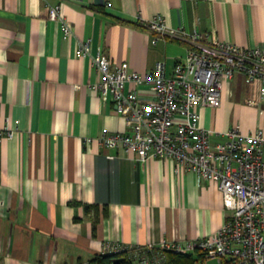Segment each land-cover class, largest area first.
Returning a JSON list of instances; mask_svg holds the SVG:
<instances>
[{
	"label": "crops",
	"instance_id": "crops-1",
	"mask_svg": "<svg viewBox=\"0 0 264 264\" xmlns=\"http://www.w3.org/2000/svg\"><path fill=\"white\" fill-rule=\"evenodd\" d=\"M54 5L67 36L48 18ZM156 15L210 43L264 46V0H0V128L14 130L0 139V264H82L122 251L139 264L149 244L195 241L223 224L213 182L97 142L129 126L95 87L101 75L91 58L100 52L139 74L162 61L169 73L191 47L152 32L146 22ZM136 90L145 97L144 86ZM258 93L238 74L218 106L195 108L197 125L264 130Z\"/></svg>",
	"mask_w": 264,
	"mask_h": 264
},
{
	"label": "built area",
	"instance_id": "built-area-1",
	"mask_svg": "<svg viewBox=\"0 0 264 264\" xmlns=\"http://www.w3.org/2000/svg\"><path fill=\"white\" fill-rule=\"evenodd\" d=\"M48 18L60 23L65 36L69 34L59 5L48 7ZM146 25L158 36L185 39L191 47L169 73L162 61L139 74L128 71L126 64L113 66L100 52L91 58L101 75L95 87L129 126L128 132L105 133L97 142L139 160L172 161L192 172L199 184L213 182L227 216L220 228L201 239L162 240L157 247L149 244L139 264H168L166 251L200 254L193 264H264V130L241 133L237 126L224 132L201 128L195 110L218 106L225 82L238 74L259 84L258 99L253 102L264 106V46L210 43L203 34L168 27L160 15ZM89 49L88 42L82 43L78 53L86 56ZM137 86L146 88L144 98ZM13 134L8 125L0 128V139ZM91 140L83 138L82 142Z\"/></svg>",
	"mask_w": 264,
	"mask_h": 264
},
{
	"label": "trees",
	"instance_id": "trees-1",
	"mask_svg": "<svg viewBox=\"0 0 264 264\" xmlns=\"http://www.w3.org/2000/svg\"><path fill=\"white\" fill-rule=\"evenodd\" d=\"M168 264H193L201 255L179 254L171 251L164 253ZM82 264H133L132 259L127 251L113 252L108 254H96L86 263Z\"/></svg>",
	"mask_w": 264,
	"mask_h": 264
},
{
	"label": "rangeland",
	"instance_id": "rangeland-1",
	"mask_svg": "<svg viewBox=\"0 0 264 264\" xmlns=\"http://www.w3.org/2000/svg\"><path fill=\"white\" fill-rule=\"evenodd\" d=\"M210 263H212V261H210Z\"/></svg>",
	"mask_w": 264,
	"mask_h": 264
}]
</instances>
